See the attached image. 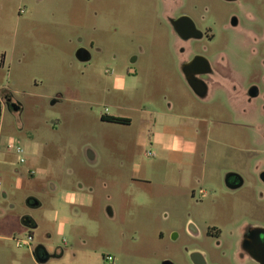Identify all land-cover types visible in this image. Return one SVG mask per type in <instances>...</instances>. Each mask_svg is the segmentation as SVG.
<instances>
[{
    "label": "rangeland",
    "instance_id": "obj_1",
    "mask_svg": "<svg viewBox=\"0 0 264 264\" xmlns=\"http://www.w3.org/2000/svg\"><path fill=\"white\" fill-rule=\"evenodd\" d=\"M159 1L0 0V264H162L164 258L189 264L169 232L182 231L189 216L202 227L209 217L222 219L225 170L253 177L264 152L257 129L262 115L237 118L226 102L202 115L188 108L196 99L182 79L157 68L177 63ZM184 1L186 8L194 3L209 10L217 36L230 34L222 26L229 4ZM213 43L210 49L222 48ZM77 46L90 51L89 61L76 59ZM231 59L243 73L255 65ZM113 68L136 86L113 90ZM6 96L18 110L6 108ZM222 106L226 112H219ZM102 116L129 119L112 123ZM156 132L169 140L194 137L203 154L166 150L150 140ZM8 136L23 146L39 144V154L18 163ZM133 176L148 181L131 184ZM68 191L89 192L93 200L67 205L69 217L85 222L72 223L61 236L48 213ZM31 219L33 228L25 224ZM29 234L30 246H16L13 238ZM38 245L47 248L46 261L33 254Z\"/></svg>",
    "mask_w": 264,
    "mask_h": 264
},
{
    "label": "flooded vegetation",
    "instance_id": "obj_2",
    "mask_svg": "<svg viewBox=\"0 0 264 264\" xmlns=\"http://www.w3.org/2000/svg\"><path fill=\"white\" fill-rule=\"evenodd\" d=\"M221 1L230 6L222 22L223 30L230 33L226 36H217L213 32V21L207 18V8L201 12L194 3L186 8L184 0L159 1V16L167 23L174 38L177 57V72L166 75L168 79L180 77L185 81L194 99L203 104L200 112H213L215 105L226 102L237 118L249 117L251 113L262 115L257 129L264 139V0ZM212 42L214 46L221 44L222 48L210 49ZM233 54L255 64L251 65L252 71L246 69L247 73H243V69H237L231 59ZM75 57L79 61H89L91 53L86 47L77 46ZM188 80L199 83L202 97L193 92ZM247 81L250 82L246 86ZM5 106L14 109L18 105L6 96ZM219 112L226 110L222 106ZM195 144L188 154H198L201 146L197 141ZM202 154L199 152L200 156ZM223 174L225 192L220 197L225 202V214L221 215L222 219L219 220L220 216L209 217L202 227L189 216L182 231L169 232L170 240L175 244L173 247H177L175 252L181 253L189 264H264V152L257 159L251 179L237 170L227 169ZM194 181L196 185L201 184L198 177ZM198 193L201 197L206 196L202 189ZM214 193L219 195L217 191ZM194 194L192 190L193 197ZM36 203L32 201L31 205ZM196 203L200 200L196 199ZM32 221L25 220V224L33 228ZM33 254L43 261L50 256L42 245L36 246ZM162 264L176 263L171 258H164Z\"/></svg>",
    "mask_w": 264,
    "mask_h": 264
},
{
    "label": "clouds",
    "instance_id": "obj_3",
    "mask_svg": "<svg viewBox=\"0 0 264 264\" xmlns=\"http://www.w3.org/2000/svg\"><path fill=\"white\" fill-rule=\"evenodd\" d=\"M101 75L104 74L105 69L103 64L98 68ZM111 82L113 90L124 91L131 89L138 83L136 80H129L123 71L117 72L115 68L111 75L108 77ZM5 143L9 149L17 152V159L23 161L27 156H37L39 154L40 145L32 142L31 144H25L22 147L17 148V140L15 136H8L5 138ZM79 197L77 194L72 192H62L58 197L55 204L54 210L48 213V219L56 223L58 235L63 236L69 229L72 223H83V219L76 220L75 218L69 217L67 205L77 203Z\"/></svg>",
    "mask_w": 264,
    "mask_h": 264
},
{
    "label": "crops",
    "instance_id": "obj_4",
    "mask_svg": "<svg viewBox=\"0 0 264 264\" xmlns=\"http://www.w3.org/2000/svg\"><path fill=\"white\" fill-rule=\"evenodd\" d=\"M158 69H170V70H174V73L177 72L176 68H168V66L164 65H157ZM182 78H180L181 80ZM181 81H183V83L186 85L185 81L182 79ZM187 86V85H186ZM188 87V86H187ZM188 90L190 91V89L188 88ZM190 93L192 94V92L190 91ZM193 97L194 94H192ZM214 97V95H213ZM196 101L194 102H189L188 103V108H194V114H199L202 115L203 113L200 112L199 108L203 107L200 102H197V98H195ZM2 103V101H1ZM3 104V103H2ZM170 105V103H169ZM2 112H3V106H2ZM186 116L182 115L180 118H185ZM126 118V117H125ZM199 118V117H198ZM203 120H206L205 117H202ZM129 119V118H127ZM219 121V120H218ZM217 121V122H218ZM130 122V120H129ZM171 124H166L164 127H168ZM183 137L180 136H173L171 140H169L168 135L164 134V133H160V132H156L152 135V137L150 138V140L152 139V143H156L162 146V148L166 149V150H170L173 153H180V154H184V153H190L194 150L195 148V143H196V139L194 137L188 139L187 136L182 135ZM1 152V151H0ZM2 156H4V153L1 152L0 153ZM144 177H140V176H136V177H130L129 180L131 182V184H138L142 182H146L148 181V179L143 180ZM1 185V184H0ZM80 190H83L82 186L78 187ZM90 191V189H89ZM68 192H72L74 194H77L79 197V200L77 203L81 204V205H87L90 203V200L92 202V197L91 195H89L87 192H82V193H78L76 191H68ZM75 204V203H74ZM33 223V222H32Z\"/></svg>",
    "mask_w": 264,
    "mask_h": 264
},
{
    "label": "built area",
    "instance_id": "obj_5",
    "mask_svg": "<svg viewBox=\"0 0 264 264\" xmlns=\"http://www.w3.org/2000/svg\"><path fill=\"white\" fill-rule=\"evenodd\" d=\"M16 140H17V148L22 147L23 145H22L21 140L18 139V138H16ZM12 151L17 157V152L15 150H12ZM146 155L151 156L153 154L151 152H147ZM17 162L18 163H24L25 159L23 161H20V160L17 159ZM29 173L32 175V174H34V171H29ZM0 184H1V182H0ZM13 240H14L16 246H18V247H20V246H30V244H31V242L33 240V237H32V235L29 234L25 239L13 238ZM106 259L107 260H112L113 258L111 256H107Z\"/></svg>",
    "mask_w": 264,
    "mask_h": 264
},
{
    "label": "water",
    "instance_id": "obj_6",
    "mask_svg": "<svg viewBox=\"0 0 264 264\" xmlns=\"http://www.w3.org/2000/svg\"><path fill=\"white\" fill-rule=\"evenodd\" d=\"M81 51V50H80ZM80 61H88V59H81ZM188 84H189V86L191 87V89L193 90V92L197 95V96H199V97H202V95H203V92L201 93L200 92V85H199V83H194V82H192L191 80H188ZM18 108H19V106H15L14 107V110H18ZM87 159L89 160V161H92V157H93V153L92 152H90V150H88L87 151Z\"/></svg>",
    "mask_w": 264,
    "mask_h": 264
},
{
    "label": "trees",
    "instance_id": "obj_7",
    "mask_svg": "<svg viewBox=\"0 0 264 264\" xmlns=\"http://www.w3.org/2000/svg\"><path fill=\"white\" fill-rule=\"evenodd\" d=\"M1 117H2V103L0 99V123H1ZM102 120L112 123H124V124L128 122V120L125 118L112 117V116H102Z\"/></svg>",
    "mask_w": 264,
    "mask_h": 264
}]
</instances>
